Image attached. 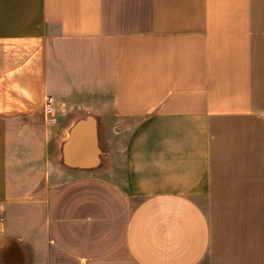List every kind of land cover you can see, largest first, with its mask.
<instances>
[{
    "label": "crops",
    "instance_id": "obj_1",
    "mask_svg": "<svg viewBox=\"0 0 264 264\" xmlns=\"http://www.w3.org/2000/svg\"><path fill=\"white\" fill-rule=\"evenodd\" d=\"M0 264H264V0H0Z\"/></svg>",
    "mask_w": 264,
    "mask_h": 264
},
{
    "label": "built area",
    "instance_id": "obj_2",
    "mask_svg": "<svg viewBox=\"0 0 264 264\" xmlns=\"http://www.w3.org/2000/svg\"><path fill=\"white\" fill-rule=\"evenodd\" d=\"M42 111L44 116H48L52 112V98L49 96H46L43 102Z\"/></svg>",
    "mask_w": 264,
    "mask_h": 264
}]
</instances>
